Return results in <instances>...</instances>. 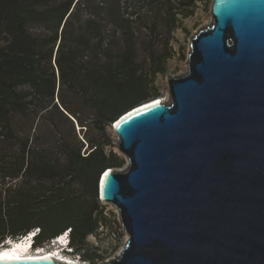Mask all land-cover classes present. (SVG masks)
Masks as SVG:
<instances>
[{
  "label": "water",
  "instance_id": "95a60500",
  "mask_svg": "<svg viewBox=\"0 0 264 264\" xmlns=\"http://www.w3.org/2000/svg\"><path fill=\"white\" fill-rule=\"evenodd\" d=\"M210 13L168 101L114 121L126 166L103 170L99 199L127 237L104 264H264V0H211Z\"/></svg>",
  "mask_w": 264,
  "mask_h": 264
},
{
  "label": "trees",
  "instance_id": "16d2710c",
  "mask_svg": "<svg viewBox=\"0 0 264 264\" xmlns=\"http://www.w3.org/2000/svg\"><path fill=\"white\" fill-rule=\"evenodd\" d=\"M134 40L129 0H0V244L39 228L37 247L70 228L74 251L91 258L99 178L123 162L107 128L159 97L152 86L165 70L152 53L144 72ZM16 179L18 188L5 182Z\"/></svg>",
  "mask_w": 264,
  "mask_h": 264
},
{
  "label": "rangeland",
  "instance_id": "374dc122",
  "mask_svg": "<svg viewBox=\"0 0 264 264\" xmlns=\"http://www.w3.org/2000/svg\"><path fill=\"white\" fill-rule=\"evenodd\" d=\"M151 3L146 0H129V19L132 20L134 31V49L136 59L144 72L149 71L151 54L155 53L161 60L165 58L164 72L155 75L153 88L158 91L159 97L168 101L169 90L167 79L173 76H182L187 72L188 53L193 36L212 22L210 13L211 0L197 1L194 5H182L180 0H159ZM55 123L68 131L69 127L58 117ZM18 129L28 128L27 121H20ZM112 126L107 128V137L113 142L112 149L122 159V164L116 168L123 169L126 160L123 154L116 149V137ZM80 126L74 124V132L79 139L83 138ZM90 135H97L96 131ZM46 143H53L49 136L44 137ZM14 189L21 184V179L5 180ZM0 187H3L0 185ZM99 210L104 219L101 222L102 230L88 235L87 251L91 258L82 259L89 264H104L120 252L127 234L123 230L117 208L111 203L99 200ZM74 253H77L74 251Z\"/></svg>",
  "mask_w": 264,
  "mask_h": 264
},
{
  "label": "built area",
  "instance_id": "2783aa9c",
  "mask_svg": "<svg viewBox=\"0 0 264 264\" xmlns=\"http://www.w3.org/2000/svg\"><path fill=\"white\" fill-rule=\"evenodd\" d=\"M112 131L114 136L116 137L117 141V135L114 132V124L111 125ZM118 215V213H117ZM99 228L102 230L103 226L100 224ZM98 228V229H99ZM97 229V230H98ZM124 230V229H123ZM39 233V228H33L29 232H27L24 235H20L18 238H11L13 240H18L19 244L21 242H26L29 240L30 237L34 234ZM9 238V237H8ZM7 238V239H8ZM6 239V240H7ZM70 240V228L64 230L61 234L51 238L47 243L41 246H37L35 253H38L39 250L46 251V250H54V254L56 255V258L59 259L61 262H65L68 264H89V261H86L82 259L81 255L79 253H74V249L70 246H67L66 249L62 250V248L65 246V242ZM3 246V243L0 244V247Z\"/></svg>",
  "mask_w": 264,
  "mask_h": 264
},
{
  "label": "bare ground",
  "instance_id": "6f19581e",
  "mask_svg": "<svg viewBox=\"0 0 264 264\" xmlns=\"http://www.w3.org/2000/svg\"><path fill=\"white\" fill-rule=\"evenodd\" d=\"M156 99H160L161 100L160 102L166 101L165 99H161L160 97L152 99L151 101H154ZM144 104H147V103H144ZM26 242H21L20 244H17V246L13 248H8L6 245H3L2 247H0V259L19 260V259L44 258V259H53L56 262H60L59 259L56 258V255L53 253V251L56 249L46 250V251L39 250L38 253H35V254L32 252H28V253L24 252L27 247V245L25 244ZM60 263H65V262L61 261Z\"/></svg>",
  "mask_w": 264,
  "mask_h": 264
},
{
  "label": "clouds",
  "instance_id": "9594fccd",
  "mask_svg": "<svg viewBox=\"0 0 264 264\" xmlns=\"http://www.w3.org/2000/svg\"><path fill=\"white\" fill-rule=\"evenodd\" d=\"M113 124H115V123L113 122ZM10 240H11V238H8L7 240H5V241L3 242V244H4V243H8V242H10ZM34 240H35V239L32 240V237H30L29 240H28V245H30V243H31L32 241H34ZM34 246H35V245H34ZM67 246L72 247V245L70 244V240L67 241V242H65V246L62 248V250L66 249ZM36 248H37V247H36ZM72 248H73V247H72ZM31 252H33V250H32Z\"/></svg>",
  "mask_w": 264,
  "mask_h": 264
},
{
  "label": "flooded vegetation",
  "instance_id": "af4514ba",
  "mask_svg": "<svg viewBox=\"0 0 264 264\" xmlns=\"http://www.w3.org/2000/svg\"><path fill=\"white\" fill-rule=\"evenodd\" d=\"M34 247H36V246H34ZM54 252V251H53Z\"/></svg>",
  "mask_w": 264,
  "mask_h": 264
}]
</instances>
